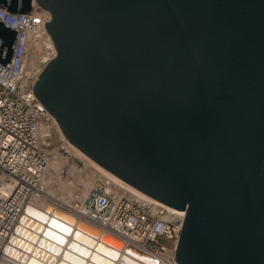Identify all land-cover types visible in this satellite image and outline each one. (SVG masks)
Masks as SVG:
<instances>
[{
  "label": "water",
  "instance_id": "1",
  "mask_svg": "<svg viewBox=\"0 0 264 264\" xmlns=\"http://www.w3.org/2000/svg\"><path fill=\"white\" fill-rule=\"evenodd\" d=\"M0 6L49 12L42 25L55 52L32 83L36 97L81 152L184 211L177 264H264V0ZM15 36L0 21L6 67ZM52 206L74 237L80 229L97 238L94 248L104 237L121 246L116 235ZM45 229L69 234L50 223ZM85 251H76V264L93 259L94 250Z\"/></svg>",
  "mask_w": 264,
  "mask_h": 264
},
{
  "label": "built area",
  "instance_id": "2",
  "mask_svg": "<svg viewBox=\"0 0 264 264\" xmlns=\"http://www.w3.org/2000/svg\"><path fill=\"white\" fill-rule=\"evenodd\" d=\"M48 15L37 6L27 12L0 6V21L16 31L7 67L0 63V256L25 207L45 198L50 160L67 151L65 139L58 143L54 117L34 93L38 73L27 68L35 31L37 39H50L42 25ZM48 48L51 57L55 51ZM66 207L126 244L174 256L184 211L142 198L106 175L94 177Z\"/></svg>",
  "mask_w": 264,
  "mask_h": 264
},
{
  "label": "bare ground",
  "instance_id": "3",
  "mask_svg": "<svg viewBox=\"0 0 264 264\" xmlns=\"http://www.w3.org/2000/svg\"><path fill=\"white\" fill-rule=\"evenodd\" d=\"M39 34V31H35V37L33 39L34 46L33 49L30 51L27 67L28 71H36L37 73L40 72L44 64L50 59V50L48 46L50 45L53 48L50 39L48 41H42L41 39H37L36 36H38ZM54 51L55 50L53 48L52 52ZM32 53H36L33 56V61L30 60ZM54 122L58 133L63 139H65L67 145L71 146L72 150L74 149L76 151L75 152L73 150V152L76 153L77 156L81 157L83 160L87 161L92 166V168L97 172V176L106 175L112 178L116 183L123 186L126 190L137 194L142 198L148 200H155L154 198L144 194L143 192L131 186L124 180L120 179L119 177L105 169L103 166L89 158L83 152H81L64 136L55 118ZM59 160L60 158L53 159L49 162V165L51 166L52 164L53 166H56L54 165L55 163L59 165ZM84 183H86L85 186L87 187L90 184L88 180L86 181V179H84ZM79 195L80 194L78 192H71L69 193L68 197L74 198L78 197ZM54 204L59 203L51 200L46 194L44 199L34 204L28 205L26 213L23 214V216L18 222V227L16 228V235L11 238L13 244L9 247H4V250L0 256V264H56L60 261V264H76L75 261H77L79 258V256L76 255V251L79 250L85 253V250L87 248L89 249L88 253H91L94 250L93 259L89 258L88 256L87 258H84L85 262L90 261L91 264H98L94 262L95 258L99 259L102 264H127L126 260H129L135 264H146L129 255V253L135 255L136 257L142 258L145 261H148L149 264H177L176 261L173 259V255H171L170 259L161 254L152 253L140 249L135 245L128 246L123 239L120 247H114L111 244L105 242L104 240H100V245L98 246V248H92L96 244L97 238L92 234L80 229H77L78 233L74 237V234H72V230L71 232L69 230L70 228L73 229V226L69 227L68 225L63 224V222L67 223L66 220L61 216H57L52 213V205ZM47 205H49L48 208ZM170 210L174 211L172 209ZM50 216H53L58 220L53 218L47 223ZM49 223L53 225V227L55 226L56 229H59V231H64V229H68V231H64V233L69 234L61 235L50 229L46 230L45 226L49 225ZM62 237H64L65 241L63 240L64 242L60 244L57 239L60 240ZM71 239H73V241H71L70 247L66 250L65 253L62 252V250L66 248V244ZM56 247H58V250L53 251L54 249H56ZM5 251L6 253H9V255L5 254ZM99 251L104 254L99 253ZM85 262L83 264H85Z\"/></svg>",
  "mask_w": 264,
  "mask_h": 264
},
{
  "label": "rangeland",
  "instance_id": "4",
  "mask_svg": "<svg viewBox=\"0 0 264 264\" xmlns=\"http://www.w3.org/2000/svg\"><path fill=\"white\" fill-rule=\"evenodd\" d=\"M35 54L36 53H32L30 57L31 61L34 60L33 56ZM57 140L58 143L61 142V136L58 133H57ZM64 144L65 147L67 148V151L63 150L62 152L58 153L57 157L51 159L53 160L60 158L59 160L60 162L59 165L55 163L54 165L56 166H53L52 164L51 166L50 165L48 166V170L46 173V180L48 184L47 196L51 200L66 207V204L71 203L72 200L77 198V197L69 198L68 197L69 193L78 192L80 194L78 197L82 196L83 192L85 191V188L87 187L85 186L86 183H84V179H86V181L88 180V182L90 183L91 179L97 176V172L92 168V166L87 161L77 156L76 153L73 152L74 149L72 150V147L68 146L65 141ZM103 240L108 241L109 244L112 242L114 243V240L110 237H104ZM160 241L165 244H169V242L164 239H161ZM99 253L104 254L101 251H99ZM5 254L9 255V253H6V251ZM129 255L133 256L134 258L138 259L143 263L149 264L148 261H145L142 258L136 257L135 255H132L130 253ZM163 256L168 257L167 254H163ZM94 262L98 264H102L97 258L94 259ZM126 263L135 264L129 260H126Z\"/></svg>",
  "mask_w": 264,
  "mask_h": 264
},
{
  "label": "snow or ice",
  "instance_id": "5",
  "mask_svg": "<svg viewBox=\"0 0 264 264\" xmlns=\"http://www.w3.org/2000/svg\"><path fill=\"white\" fill-rule=\"evenodd\" d=\"M64 231H66V232H67V231H68V229H64ZM59 242H60V243H63L64 241H63V239L61 238V239L59 240Z\"/></svg>",
  "mask_w": 264,
  "mask_h": 264
}]
</instances>
